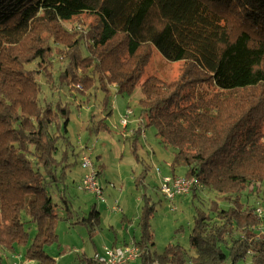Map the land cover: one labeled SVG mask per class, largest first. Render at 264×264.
<instances>
[{"label":"trees","instance_id":"1","mask_svg":"<svg viewBox=\"0 0 264 264\" xmlns=\"http://www.w3.org/2000/svg\"><path fill=\"white\" fill-rule=\"evenodd\" d=\"M83 15L94 18L88 30L63 25ZM151 46L183 62L176 80L141 83ZM51 57L66 67L60 79L84 94L102 89L108 99L110 87L123 95L140 86L141 119L174 150L170 176L216 195L195 208L189 249L169 244L162 254L152 253L155 206L145 196L132 239L143 264H264V0H0V264L1 250L18 248L34 264H56L45 251L58 243L62 219L49 181L65 163L56 157L69 143L61 131L70 112L42 103L36 74ZM204 86L214 93L195 98ZM106 117L89 131L108 130ZM100 215L93 207L81 223L94 234Z\"/></svg>","mask_w":264,"mask_h":264},{"label":"rangeland","instance_id":"2","mask_svg":"<svg viewBox=\"0 0 264 264\" xmlns=\"http://www.w3.org/2000/svg\"><path fill=\"white\" fill-rule=\"evenodd\" d=\"M94 24V18L88 15L63 23L71 31L88 30ZM151 50V60L141 83L149 76H157L166 81L176 80L183 62L166 60L156 46H151ZM48 64L47 69L36 74L42 85V103L67 105L70 120L68 132L65 133L64 128L61 131L69 143L58 145L60 149L56 157L58 160L64 157L65 163L54 169L55 182L49 181V191L62 218L56 227L58 243L46 247V253L56 264H88V261H95L96 255L104 257L105 248L125 247L127 242L124 243V239L139 240L138 219L147 202L145 196L151 199L148 200L150 205L155 206L151 219L154 235L152 253L162 254L169 244H179L189 249L188 238L194 222L195 208L206 210L216 195L201 187L198 198L189 194L178 197L171 203L163 197L158 189L160 178L171 175L170 164L174 150L160 144L154 126L148 127L145 123L142 126L144 133H138L142 120L141 87L138 86L132 94L123 95L118 94L115 86L110 87L108 99L102 89L84 94L81 92V85L77 86L78 90H72L68 81L60 79L66 71L60 59L51 57ZM192 93L195 98L211 96L214 89L204 86L194 89ZM105 104L107 112L103 108ZM128 110L133 114L125 127L121 121ZM107 114L109 116L106 117ZM103 117H106L108 130L90 132L89 127ZM135 132L138 135L135 136ZM136 138L140 160H137L132 151ZM85 156L90 158L95 169L100 172L97 180L103 189L104 202L95 193L80 189L82 179L87 174L82 166V158ZM178 173L183 174V169H179ZM142 174H146L142 179L144 183L138 185L136 179ZM93 207L101 213L100 228L94 234L81 223ZM116 207L118 209L115 211ZM31 236H34V230ZM131 244L132 241L128 242V245ZM1 254L3 264H34L26 260L24 248H18L15 253L1 250ZM139 257L127 264H143ZM239 264L252 262L247 258Z\"/></svg>","mask_w":264,"mask_h":264},{"label":"built area","instance_id":"3","mask_svg":"<svg viewBox=\"0 0 264 264\" xmlns=\"http://www.w3.org/2000/svg\"><path fill=\"white\" fill-rule=\"evenodd\" d=\"M133 114L132 111L128 110L126 115L123 117L121 123L125 127L128 125V118ZM82 166L86 171L82 179V190L91 191L96 194L101 202H104L103 189L99 186L97 180V171L95 166L91 163L90 158H82ZM160 191L166 200L171 203L178 197L189 195L194 188H200L199 182L194 178H184V177H172L166 176L161 177ZM118 208H114L116 211ZM257 213L262 215V209H258ZM105 256L101 257L99 255L95 256V260L101 264H127L130 261L137 259L140 256L139 249L131 244L125 247H113L105 248ZM16 264V263H15Z\"/></svg>","mask_w":264,"mask_h":264},{"label":"crops","instance_id":"4","mask_svg":"<svg viewBox=\"0 0 264 264\" xmlns=\"http://www.w3.org/2000/svg\"><path fill=\"white\" fill-rule=\"evenodd\" d=\"M144 124H145V121H142V120H141V127H142V126L144 127ZM143 133H144V132H143ZM125 137L128 138V135H125ZM96 171H98V170H96ZM162 176H163V175H162ZM132 239H133V238H132ZM131 241H132V240H130V241H126L125 239L123 240L124 243H126V242L128 243V242H131Z\"/></svg>","mask_w":264,"mask_h":264}]
</instances>
